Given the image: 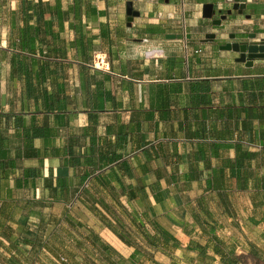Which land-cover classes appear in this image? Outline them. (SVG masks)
Instances as JSON below:
<instances>
[{
  "label": "crops",
  "instance_id": "1",
  "mask_svg": "<svg viewBox=\"0 0 264 264\" xmlns=\"http://www.w3.org/2000/svg\"><path fill=\"white\" fill-rule=\"evenodd\" d=\"M240 2L215 26L203 4L231 1L0 0V264L44 250L30 222L95 257L87 234L150 264L264 258V58L222 48L264 39V0ZM27 3L32 52L9 44ZM151 221L178 245H147Z\"/></svg>",
  "mask_w": 264,
  "mask_h": 264
},
{
  "label": "trees",
  "instance_id": "2",
  "mask_svg": "<svg viewBox=\"0 0 264 264\" xmlns=\"http://www.w3.org/2000/svg\"><path fill=\"white\" fill-rule=\"evenodd\" d=\"M34 5L27 3L25 8L26 10L22 13V15L20 17L17 16H11L10 18V28H11V34H10V40H9V44H18V49L19 51H27L28 52H32L33 48L31 46V44H40L41 42H45V39L41 37V32H40V28L38 26H33V24L31 25L30 20V14H29V10L33 9ZM38 7H40V5L38 4ZM38 20V19H36ZM18 21H21L22 24L19 25ZM46 34V33H45ZM15 54H17V52H13L12 56H14ZM24 54L19 53V56H23ZM6 56V52L4 50H1V57L5 58ZM20 72L22 74L26 73L25 67L24 65L20 66ZM30 82L28 81V85ZM29 89H31L29 87ZM0 168H1V164H0ZM26 175V174H25ZM53 193V192H52ZM130 196H132V194H130ZM56 200H58V198H54ZM66 222L67 225L70 229H74L75 225L73 224L72 221H70L69 217L67 215L64 216L63 218ZM103 219V218H102ZM143 224H140L139 227H142ZM151 225L152 227L155 229L156 233L154 235H148L147 233L144 234V238H145V242L147 245H150L154 248H159V247H166L169 245V243H171L172 246H177L178 242L174 241L172 239V237L167 233V231L165 229H163L162 227L158 226L157 224H155L154 221H151ZM106 226L109 228L110 226L108 224H106ZM38 232H39V226L37 224H31L27 225L24 233L27 235V238H24V236L22 237V242H27L30 243L31 239V244L32 246H34L35 240L38 237ZM54 233L49 232V236H51ZM5 234V232H4ZM6 235V234H5ZM48 236V237H49ZM121 237V236H120ZM92 244L93 252L96 254V257H99L100 261L103 264H120L119 262L115 261L113 256L118 254V252L112 248L110 245H106L104 243H102L99 239V237H97L96 235H91L87 234L85 237V240H88ZM123 239V238H122ZM125 243H127L129 245L130 241L129 240H123ZM75 248H78L77 250H75V252H82V257H83V262L82 264H95V262L91 259V255L89 254V251L85 252L83 250H80L79 247H81V243L80 242H75ZM67 252L69 253V255L71 257H74V252L73 251H69L67 250ZM199 254L203 253V251L201 249H199ZM252 255L256 256V264H264V258L261 257L258 254H254L252 253ZM139 256H130L127 260L123 258V262L124 261H128L130 264L135 263L136 259ZM11 263L12 264H16L17 261L11 259ZM227 264H234V261H232L231 259H227L226 260Z\"/></svg>",
  "mask_w": 264,
  "mask_h": 264
},
{
  "label": "rangeland",
  "instance_id": "3",
  "mask_svg": "<svg viewBox=\"0 0 264 264\" xmlns=\"http://www.w3.org/2000/svg\"><path fill=\"white\" fill-rule=\"evenodd\" d=\"M0 36H2L1 41H5L7 34H5L3 31H0ZM2 44H7V42H3ZM70 213L74 214L73 210L70 209ZM70 216L72 218V215H70ZM84 218L86 219L85 222H90L89 218H87V217H84ZM30 224H32V226H33L34 223L30 222ZM55 228H56V225L54 226L53 224L49 225V226H47L45 224L40 225L39 232H38V238L36 239L37 244L35 245V248L38 247L37 245L39 242L44 240V244H45L43 247L44 250H41L42 252H40V254H39L37 249H34L33 254H32V256H33L32 264H82V262H83L82 252H75L74 243L72 245H70V244L64 243L63 241H60L59 237L56 236L55 233H51L52 235L48 239L45 238L46 232H49V231L52 232V231H54ZM103 240L105 242H107L104 238H103ZM82 242H84V241H82ZM118 246H119L118 248L121 251L126 253L127 249H124L123 247H121L119 245V242H118ZM67 250L73 251L75 253L74 257H71L69 255V253L67 252ZM90 255H91V259L95 262V264H103L100 261L99 257H95L93 254H90ZM113 258L115 261L119 262L120 264H130L128 261L123 262V258L121 257L119 252H118V254L114 255ZM135 259H136L135 263H132V264H150V261L154 262V260H152V256H147V255L142 256V257H138ZM240 260H241V264H248L249 263L248 260L244 256L240 257ZM255 262L251 261V264H255ZM27 263H28V261H27Z\"/></svg>",
  "mask_w": 264,
  "mask_h": 264
},
{
  "label": "water",
  "instance_id": "4",
  "mask_svg": "<svg viewBox=\"0 0 264 264\" xmlns=\"http://www.w3.org/2000/svg\"><path fill=\"white\" fill-rule=\"evenodd\" d=\"M230 1L232 2V7L227 9L225 13H222L221 10H217L219 13L218 17H215L216 10L213 8V3L203 4V16L212 19L213 25L221 26L222 22L227 19L228 15H231L233 11H237L238 14H241L246 6L244 3H241L240 0ZM126 14L128 25H130L134 16L138 15V12L134 10L132 6V1L126 2ZM206 38L214 39L215 34H207ZM230 38L233 39L234 34H230ZM248 38L250 40L245 42H227L222 46L224 49L237 52L239 54L238 60L244 62L246 66L251 65L255 59L264 58V39L255 41V34L249 35Z\"/></svg>",
  "mask_w": 264,
  "mask_h": 264
},
{
  "label": "built area",
  "instance_id": "5",
  "mask_svg": "<svg viewBox=\"0 0 264 264\" xmlns=\"http://www.w3.org/2000/svg\"><path fill=\"white\" fill-rule=\"evenodd\" d=\"M230 1V0H229ZM99 60L101 61V58H99Z\"/></svg>",
  "mask_w": 264,
  "mask_h": 264
}]
</instances>
